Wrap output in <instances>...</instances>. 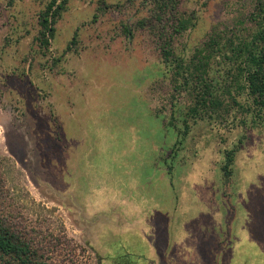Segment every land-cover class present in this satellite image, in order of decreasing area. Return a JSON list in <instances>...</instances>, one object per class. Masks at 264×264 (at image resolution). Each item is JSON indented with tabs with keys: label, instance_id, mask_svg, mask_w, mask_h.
Segmentation results:
<instances>
[{
	"label": "rangeland",
	"instance_id": "rangeland-1",
	"mask_svg": "<svg viewBox=\"0 0 264 264\" xmlns=\"http://www.w3.org/2000/svg\"><path fill=\"white\" fill-rule=\"evenodd\" d=\"M47 2L0 0V214L39 262L264 264V119L189 114L161 36L191 19L171 41L187 59L264 0H170L161 23L153 0H68L45 49Z\"/></svg>",
	"mask_w": 264,
	"mask_h": 264
},
{
	"label": "trees",
	"instance_id": "trees-1",
	"mask_svg": "<svg viewBox=\"0 0 264 264\" xmlns=\"http://www.w3.org/2000/svg\"><path fill=\"white\" fill-rule=\"evenodd\" d=\"M170 0H153L151 16L160 23L168 12L173 13L175 5ZM68 0H48L38 14L37 41L43 48H48L55 36V24L67 8ZM253 22L244 32H232L225 39L215 35L197 48L185 59L179 57L171 48L175 34L190 28L191 19L179 18L171 25L172 31H161L163 40V60L174 70V88L184 91L189 99L188 113L194 118L205 115L214 116L224 122L230 116L232 102L242 107L245 116L251 114L254 119H264V6L257 5L252 14ZM152 17L149 19L153 20ZM142 18L135 25L144 27L148 21ZM169 27V23L163 24ZM164 27V28H165ZM129 32V27H125ZM218 57L224 66L223 73L215 75L212 66ZM242 97V99H240ZM243 100V101H242ZM246 123V120H243ZM235 149L226 152L222 170L229 174L234 162ZM11 264L40 263L38 249L15 228L12 222L0 214V261Z\"/></svg>",
	"mask_w": 264,
	"mask_h": 264
}]
</instances>
